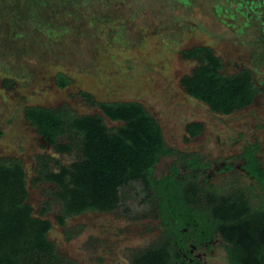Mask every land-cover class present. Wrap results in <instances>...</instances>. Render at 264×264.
Wrapping results in <instances>:
<instances>
[{"label":"rangeland","instance_id":"obj_1","mask_svg":"<svg viewBox=\"0 0 264 264\" xmlns=\"http://www.w3.org/2000/svg\"><path fill=\"white\" fill-rule=\"evenodd\" d=\"M90 1L85 35H71L67 44L57 48L54 43L40 41L34 44L35 52L26 55L22 47L27 40L6 41L0 32V158L22 160L28 202L36 215L47 209L44 217L53 222L49 237L61 254L81 264H132L133 251L159 240L163 233L157 199L140 180L132 181L121 188L122 201L116 212H87L69 218L66 227L59 226L55 222L60 208L54 195L56 186L35 180L38 155H52L69 165L77 159L78 151L74 148L71 153L58 154L47 146L25 118V106L68 103L78 114L103 115L79 95L81 90L91 92L96 100L139 101L159 121L166 140L177 146L183 138L175 131L180 134L188 120L202 121L208 130L217 129L222 139L207 134L191 141L190 147L207 151L214 162L212 170H216L223 157L234 160L233 153L240 150L227 147L218 157L217 147L223 146L227 136L244 133L251 141L264 143V6L259 0H247L239 11L238 0ZM93 12L97 16H91ZM5 20L12 24L10 17ZM26 24L30 26V21ZM201 44L210 45L221 56L223 72L233 74L245 67L253 70L261 91L252 105L231 115H217L186 93L180 80L197 63L185 59L182 50ZM9 65L16 66L21 77L5 73ZM58 72L73 79L69 86L57 85ZM8 78L12 83L6 85ZM104 118L109 126L119 123ZM173 158L170 155L159 163L158 176ZM49 162L56 170L55 163ZM230 174L216 173L210 181L223 188L234 181L245 186L253 181L242 175L231 178ZM213 249L210 264H229L228 253L221 246Z\"/></svg>","mask_w":264,"mask_h":264},{"label":"trees","instance_id":"obj_2","mask_svg":"<svg viewBox=\"0 0 264 264\" xmlns=\"http://www.w3.org/2000/svg\"><path fill=\"white\" fill-rule=\"evenodd\" d=\"M90 2L0 0V32L6 41L27 40L28 44L22 47L26 55L34 53L33 47L40 41L46 45L54 43L57 48L58 44H67L71 35H85ZM246 2L238 0L237 10ZM258 3L264 6V0ZM90 15L97 16L94 12ZM5 16L10 17L12 24L7 25ZM26 21H30V26ZM182 55L197 64L182 77L181 84L190 97L205 103L214 113L229 115L242 110L252 105L261 91L251 68L233 74L223 72V60L210 45H195L182 50ZM53 61L57 62L55 58ZM5 69V73L21 77L16 66ZM72 80L64 72L56 74L60 88L69 86ZM8 83H12L9 78L5 80ZM79 95L103 115L78 114L68 103L24 108L26 119L47 144L60 153H71L74 148L78 151L77 159L69 165L55 160L58 170L49 166L50 157L38 156L39 175L35 180L55 184L54 195L60 202L55 216L58 225L66 227L69 218L87 212H116L122 201L121 188L140 180L174 223L184 225L197 218L201 213L197 210L205 206L209 210H205L207 219H213L215 225L209 227L211 234L218 230L228 243L229 264H264V170L258 165L257 147L248 148L241 155L249 177H254L248 186L234 181L223 188L214 182L207 184V179L201 182V170L206 165L198 157L188 162L189 167H198V171L188 173L189 180L176 178L179 169L175 166L171 167V175L164 172L159 177V163L175 149L167 143L161 124L146 106L134 100H96L86 90ZM104 117L119 123L109 126ZM203 127L204 123L191 121L186 130L194 136ZM28 196L22 161L16 157L0 158V264H80L58 251L56 242L49 237L53 222L44 217L47 209L35 215ZM65 232L68 233L67 228ZM165 235L137 251L132 256L133 264H181L179 242L168 233Z\"/></svg>","mask_w":264,"mask_h":264},{"label":"flooded vegetation","instance_id":"obj_3","mask_svg":"<svg viewBox=\"0 0 264 264\" xmlns=\"http://www.w3.org/2000/svg\"><path fill=\"white\" fill-rule=\"evenodd\" d=\"M180 83H181V80H180ZM182 87H183V85H182ZM184 90H185V88H184ZM203 104H205V103H203ZM207 107L212 113H214L209 108V106H207ZM235 112H237V111H235ZM235 112H233V113H235ZM233 113H231V114H233ZM215 114L223 115V114H219V113H215ZM231 114H229V115H231ZM24 115H25V112H24ZM25 118H26V116H25ZM192 121H197V120H192ZM190 122L191 121H189V120L186 122L185 127L183 128V130L180 134L177 131H175V133H176V135H178V137L181 135L183 138L182 139L183 142L181 143L182 144L181 146H177L176 143H175V145H171L166 140L167 143L175 149V152L172 154V155H174V158L172 159L171 162L168 163L166 170H165V172L168 176L171 175V171H172L171 167L175 166V167H177V169H179V171L177 172V175L175 177L180 179V180H184V181L189 180V178L187 177L188 173H190L191 171H198V167H195V168L192 167L191 168V167H189L188 162L194 161L196 159V157H198V160L201 161L202 165H206L204 170H201V172H202L201 173L202 175L200 177L201 182H204L207 179L208 180V181H206L207 184L208 183L210 184V182H211L210 180L212 179V177H214V175L216 173H218V174L231 173L230 176L233 178H235L237 175H242L241 178L244 176L249 177L250 172L244 168V164L246 162H245L244 158L241 157V155L245 151H247L248 148L252 149L255 147H257L256 157L259 158V160L261 162V163L259 162L260 164L258 163V165L260 168H262L264 170V143L261 144L259 142L251 141L249 139V137H247V138L245 137L246 134H244V133H235L237 135V137H234L232 135L227 136L226 139L222 141L221 145H223V146L222 147L220 146V149L217 147L218 157H222V156H220V152L223 154V152L227 149V147H231L233 149L238 148L240 150L237 152L235 151L233 153L232 156H233L234 160H232L230 158L223 157V160L219 162L220 164L219 165L217 164L218 165L217 166L218 168L216 169L217 171L212 170V167L214 166V164H213L214 162L213 163L211 162V160H210L211 158L207 154V151H202V150H198V149H194V148L192 149L190 147V144H191V141H193L195 139H196L195 141H197L198 139H200V137H202L203 135H207V134H211L212 136L216 137V140L221 141L222 134H219L217 129L208 130L207 126L204 124L203 129L198 134L191 136L186 130L187 124ZM200 122H202V121H200ZM105 123H106V121H105ZM162 130H163V127H162ZM173 133L174 132H172V134ZM163 134L165 136L164 130H163ZM1 135H2V133H1ZM38 135H40V134L38 133ZM40 137H42V136L40 135ZM42 139L47 146H51L54 148V146L47 144L43 137H42ZM54 150H55V148H54ZM180 152H182V154L184 153V155L180 154ZM56 153L60 154V152H58V151H56ZM47 157H50L49 161L51 160V161H53V163H55V160H58V159H55L52 155H47ZM16 158H18V157H16ZM214 158L216 159V157H214ZM9 159H12V157L8 158V160ZM163 159L164 158H162V160ZM49 161H48V164L50 163ZM232 161H234V163H236V164H232ZM55 165L57 166L56 163H55ZM49 166L51 168H53L51 166V164H49ZM38 169H39V164H38ZM56 170H58V168ZM220 171H222V172L220 173ZM213 172H214V175H213ZM162 174L159 177H162ZM38 175H39V173H38ZM250 178H252V180L254 179L253 176H250ZM41 181H43V180H41ZM38 182H40V181H38ZM45 182H47V181H45ZM157 207H158V212L160 214V218H161V220H163L162 226H164L163 233L159 236V238L161 239L164 236L166 237L165 233L166 234L168 233V235H170L177 243L179 242L178 243L180 245L179 250L182 254L181 264H210L208 262L209 255L211 252H214L213 248L219 247V246H221V248H223L228 253V243L226 242L225 238L222 237L221 233L218 230H214V233L211 234V232L209 230L210 226H215V225L212 223L213 219H211V218L207 219L208 213L205 212V210L206 211H209V210L205 206L200 207L197 210L198 212L199 211L201 212V213L199 212L200 215H198V217H197V218H199V221H197V218H193V219L187 221L186 223H184V225H180L176 222L174 223V221L171 218V215L167 214L165 216L163 214L167 210H165L163 212L158 204H157ZM41 210H43V209H41ZM41 210H39L38 213H40ZM35 212H36V209H35ZM202 212H203V214H202ZM46 213H47V211L45 212V214ZM178 213H181V212L178 211ZM179 226H182V227H179ZM73 235H74V233H73ZM73 235H71V238H73ZM71 238H69L68 240H70ZM139 250H141V248L134 250L132 256ZM132 256H131V262H132ZM227 256H228V254H227ZM132 264H133V262H132Z\"/></svg>","mask_w":264,"mask_h":264}]
</instances>
